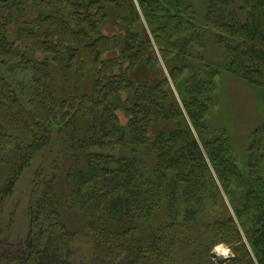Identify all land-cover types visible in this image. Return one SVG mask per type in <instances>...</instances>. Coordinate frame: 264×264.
<instances>
[{
  "label": "trees",
  "instance_id": "1",
  "mask_svg": "<svg viewBox=\"0 0 264 264\" xmlns=\"http://www.w3.org/2000/svg\"><path fill=\"white\" fill-rule=\"evenodd\" d=\"M217 48L264 88V0H0V264H264V123L241 166L209 121ZM69 76L89 85L61 96Z\"/></svg>",
  "mask_w": 264,
  "mask_h": 264
},
{
  "label": "rangeland",
  "instance_id": "2",
  "mask_svg": "<svg viewBox=\"0 0 264 264\" xmlns=\"http://www.w3.org/2000/svg\"><path fill=\"white\" fill-rule=\"evenodd\" d=\"M198 3V1H197ZM219 55L214 53V61L222 63V73L218 78V105L214 107L210 117V123L217 131H225L231 138L235 155L241 166H245L248 160V141L251 133L264 123V88L257 87L237 77L229 72L225 63V55L219 48L216 49ZM70 82L57 81V89L59 93L65 96L68 91L74 90L77 86L86 87L89 82L73 79ZM67 83V84H66ZM66 89V90H65ZM124 123L127 118L124 113L120 114ZM164 124L154 128L163 129ZM41 161V160H39ZM40 162H35L33 166L25 171L20 177L14 195L9 201L6 220L11 223L9 228V236L12 242H21L26 239L29 231V207L31 204L32 183L34 172ZM8 168L0 167V187L4 185L8 176ZM74 229L80 226V218L74 214H70L67 218ZM75 247H79L76 253V259L85 258L84 245L80 244V240L74 243ZM217 259L224 260L233 256L232 248L226 244H220L213 251Z\"/></svg>",
  "mask_w": 264,
  "mask_h": 264
}]
</instances>
